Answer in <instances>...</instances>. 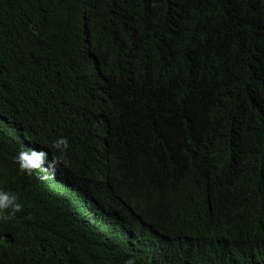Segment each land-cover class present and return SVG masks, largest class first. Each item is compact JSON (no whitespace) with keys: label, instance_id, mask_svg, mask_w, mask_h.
I'll use <instances>...</instances> for the list:
<instances>
[{"label":"trees","instance_id":"1","mask_svg":"<svg viewBox=\"0 0 264 264\" xmlns=\"http://www.w3.org/2000/svg\"><path fill=\"white\" fill-rule=\"evenodd\" d=\"M0 190V264H264V0H0Z\"/></svg>","mask_w":264,"mask_h":264},{"label":"clouds","instance_id":"2","mask_svg":"<svg viewBox=\"0 0 264 264\" xmlns=\"http://www.w3.org/2000/svg\"><path fill=\"white\" fill-rule=\"evenodd\" d=\"M52 147L59 153L58 156L49 160L48 152L27 149L21 151L15 157V162L22 173L32 174L33 172H43L41 180L49 178V174L54 175L55 169L60 164L69 147V142L64 137H59L52 142ZM46 165V167H45ZM21 205L17 203V197L7 191L0 190V220L9 219L21 210ZM126 264H135L133 259H129Z\"/></svg>","mask_w":264,"mask_h":264}]
</instances>
